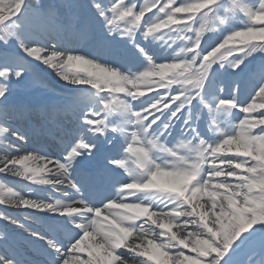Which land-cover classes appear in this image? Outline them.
I'll use <instances>...</instances> for the list:
<instances>
[{"label":"snow or ice","instance_id":"obj_1","mask_svg":"<svg viewBox=\"0 0 264 264\" xmlns=\"http://www.w3.org/2000/svg\"><path fill=\"white\" fill-rule=\"evenodd\" d=\"M83 33L97 52L68 47ZM41 66L84 86L59 158L20 153L7 119ZM0 173L67 189L0 183V205L46 214L0 211L46 264H264V0H0ZM7 239L0 264H31Z\"/></svg>","mask_w":264,"mask_h":264},{"label":"bare ground","instance_id":"obj_2","mask_svg":"<svg viewBox=\"0 0 264 264\" xmlns=\"http://www.w3.org/2000/svg\"><path fill=\"white\" fill-rule=\"evenodd\" d=\"M75 39L82 40L78 36V37H75V38L74 37H70L69 41L70 40H75ZM71 45H75V42L71 43V44H68V47H71ZM37 79H35V83L34 84L39 83L38 84V88H41L42 86H46V90L51 89V91H54L55 93L56 92L59 93V90L61 91V89H63V88H65L63 90L64 92H66L67 90H68V92H71V89H73V88L84 87V86H73V85L68 84L67 82L63 81L59 76H57L54 72H52L50 69H46L43 66H41V68H40V74H39V77ZM24 87L27 88L25 85H24ZM31 87H32V85H31ZM29 88H27V89L30 91ZM43 89H44V87L41 88V90H43ZM42 96H40V97H42ZM69 96H70V94H69ZM146 96H147V94H146ZM30 97H33V95H30ZM34 99H36V98H34ZM55 99L56 98H54L53 101H52V98H49V99H47V98L43 99L42 98V99L39 100V96H38L37 100L36 101H32V102H30V101H22L21 100L17 104V106H20V107L26 109V111H24V112H11L10 111L8 113L7 119L9 121V123H11L12 127L16 128V129H19L22 133H24L27 136V142L26 143L13 141V143L19 145V152L20 153H24V152L30 151L32 149H40L43 152L47 151V149H45V146H44L45 144H41L40 145V144H35L34 142H32V138H31V135H32L31 133H33L32 129H36L37 126L35 124L33 125V124L30 123L31 127L29 128L28 125H26L27 122L25 123V120L29 119V118L35 119V117H36L37 119L40 120L39 121V120L36 119L38 121V122L37 121L36 122L39 123V125H42L40 128L42 130H44V133H42V134L49 135V137H52V135H50L49 124H46L44 122V116L43 115L44 114L46 115V114L53 113L54 114L53 116H56V117L60 116L61 117L60 119H64L63 116H61V115L65 112V110L68 112L69 111L68 109H72V107H73L72 106L73 97L70 100H67L66 101V105H64V106L59 100H55ZM12 104H14V103H12ZM68 118H70V117H68ZM58 120H59V118L57 119V121ZM66 120L67 119H64L63 123H60V124L57 121H55V123H54L55 128L62 129L64 126H66L67 124H69L71 122V121L69 122V121H66ZM53 131H56V132L59 133V131H57L55 129H53ZM58 136H59L58 141L59 142L61 141L62 145H65L67 143L66 139H61V135L60 134H58ZM45 139L46 138H44V140ZM39 140H40V138H39ZM39 140L36 139V141H39ZM60 148H61V146H60ZM49 167H52V165H49ZM0 175L4 179H7V181H11V180H15L16 181V180H18L22 184H25L27 182L23 178L16 177V176H13L11 174L0 173ZM50 178L55 179V176L50 174ZM30 188L33 189V190H39L41 192V194H47V195L50 194L49 196H54L53 194H55V192L62 191L61 188H59V189H51L50 186H42V185H35V184L31 185ZM29 189H24L25 193H27ZM48 192H49V194H48ZM62 193L63 192L58 193V194L62 195ZM2 205L9 212V216H13V217L18 218L21 223H25L24 221L26 219H31L32 215H36L34 210H29V209H24V208H17V207L8 205V204H2ZM42 215L45 216L46 214L42 213ZM6 224L9 226V228L11 230L15 231V234L17 236L15 238V241L19 242V237H20V235L23 234L21 228H17L16 226H13V225H11V224H9L7 222H6ZM20 246H22V243L20 244Z\"/></svg>","mask_w":264,"mask_h":264},{"label":"rangeland","instance_id":"obj_3","mask_svg":"<svg viewBox=\"0 0 264 264\" xmlns=\"http://www.w3.org/2000/svg\"><path fill=\"white\" fill-rule=\"evenodd\" d=\"M31 2L34 3V4L35 3H39V4H42V5H47L49 3L58 2V0H31ZM109 2H111V0H109ZM125 2L127 3L128 0H125ZM136 2H137V5L139 7V5L142 3V0H136ZM161 2H163V0H161ZM180 2H181V0H176V6H178ZM153 12H155V9H153ZM177 15L179 17V16H183L185 14H177ZM150 16H152V12L146 13L145 17L143 19H147ZM143 19L141 21V24H143ZM79 38L82 39V40L83 39L84 40L85 39H89L86 42L84 41V44H82V47H83L84 50H81V44L79 45V51L82 52V53L83 52L89 53L88 49L92 50L91 46L94 44V42H96V41H93V38H97L98 41L99 40L102 41V37L98 33H93V34L83 33V34L79 35ZM97 43H99V42H97ZM180 43H181L180 41H177L176 44L173 45V47H176V45H178ZM115 52H117L121 56H123V54L125 52V49H124V47L122 45H118L117 44V45L113 46V48L111 50V54H113ZM165 55L167 56V53H165ZM109 56H111V55H109ZM260 56H261L260 54H256V58L253 59L251 64L249 65V71L253 70L259 64L258 63V59H259ZM157 62H160V61H157ZM34 83H35V80H30V81H23V82L15 84L13 86V92H12V96L10 97V102H15V104H18V102L21 101V100L32 102V101H36L37 99H34V98H38V96H39V99H40L41 98L40 96H42V95L43 96L56 95V93L54 91H51L50 89L46 90V86H42L41 88L44 87V89L41 90V88H38V84L39 83H36V84H34ZM24 85L27 88L30 87L29 88L30 91L27 88H25ZM31 85H32V87H31ZM158 91L163 93L165 90L164 89H159ZM146 94L147 95H155L156 93L155 92H148ZM30 95H33V97H30ZM77 95L80 96V93L78 92L76 94V96ZM62 96L66 97V94H62ZM173 107H174V105H173ZM1 178L2 177L0 176V183H5L6 185L10 186L7 182L4 181L3 178H2L3 180ZM0 209H1L0 211H3V212L5 211L6 212V210H3L2 208H0Z\"/></svg>","mask_w":264,"mask_h":264},{"label":"trees","instance_id":"obj_4","mask_svg":"<svg viewBox=\"0 0 264 264\" xmlns=\"http://www.w3.org/2000/svg\"><path fill=\"white\" fill-rule=\"evenodd\" d=\"M261 58H262V57L260 56L259 59H258V63L260 62V59H261Z\"/></svg>","mask_w":264,"mask_h":264}]
</instances>
